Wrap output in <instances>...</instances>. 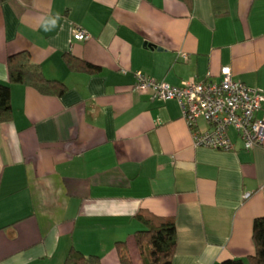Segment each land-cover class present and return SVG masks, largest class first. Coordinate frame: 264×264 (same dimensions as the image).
<instances>
[{
  "label": "crops",
  "instance_id": "obj_1",
  "mask_svg": "<svg viewBox=\"0 0 264 264\" xmlns=\"http://www.w3.org/2000/svg\"><path fill=\"white\" fill-rule=\"evenodd\" d=\"M82 27L87 40H75ZM27 51L58 95L10 85L0 121V264H62L73 247L144 264L134 234L146 211L174 221L172 264L254 254L264 217V142L194 146L175 99L134 88L135 73L178 86L231 78L264 87V0H0V82ZM65 55L95 67L69 68ZM264 112V100L256 113ZM202 120L198 129H208ZM248 192L249 197L244 198Z\"/></svg>",
  "mask_w": 264,
  "mask_h": 264
},
{
  "label": "built area",
  "instance_id": "obj_2",
  "mask_svg": "<svg viewBox=\"0 0 264 264\" xmlns=\"http://www.w3.org/2000/svg\"><path fill=\"white\" fill-rule=\"evenodd\" d=\"M72 37L87 40L90 33L77 26L73 29ZM220 73L219 79H191L172 86L136 72L134 88L139 91L151 88L152 97L160 100L175 99L192 132L194 146L232 150L231 128L237 133L244 149L261 146L264 142V112L260 117L256 113L264 100V87L252 88L233 80L229 67L221 68ZM199 120L209 128L199 130ZM243 197H249V193H244Z\"/></svg>",
  "mask_w": 264,
  "mask_h": 264
},
{
  "label": "trees",
  "instance_id": "obj_3",
  "mask_svg": "<svg viewBox=\"0 0 264 264\" xmlns=\"http://www.w3.org/2000/svg\"><path fill=\"white\" fill-rule=\"evenodd\" d=\"M4 1V0H1ZM188 1V0H183ZM222 0H217L220 2ZM65 62L69 68L94 69L90 64L65 55ZM7 82H0V121H8L12 117L10 101V85L21 84L29 86L45 95H58L64 90V85L45 78L41 68L34 63L27 51L11 54L6 60ZM136 218L146 228L135 232L136 246L141 254L144 248L149 249L148 260L144 264H172L176 248V232L174 221L170 218L157 217L146 211L136 213ZM252 242L254 254L246 258H231L220 264H264V217H256L252 225ZM120 264H132L124 242L117 243ZM62 264H101L97 255H85L81 251L71 248Z\"/></svg>",
  "mask_w": 264,
  "mask_h": 264
}]
</instances>
